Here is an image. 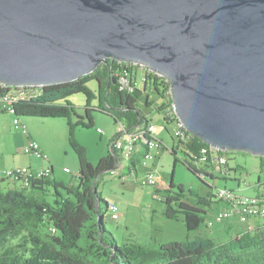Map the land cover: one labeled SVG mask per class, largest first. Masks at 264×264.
Returning a JSON list of instances; mask_svg holds the SVG:
<instances>
[{
    "label": "water",
    "instance_id": "1",
    "mask_svg": "<svg viewBox=\"0 0 264 264\" xmlns=\"http://www.w3.org/2000/svg\"><path fill=\"white\" fill-rule=\"evenodd\" d=\"M118 61L170 84L193 137L264 157V0H0V84L48 87Z\"/></svg>",
    "mask_w": 264,
    "mask_h": 264
},
{
    "label": "trees",
    "instance_id": "2",
    "mask_svg": "<svg viewBox=\"0 0 264 264\" xmlns=\"http://www.w3.org/2000/svg\"><path fill=\"white\" fill-rule=\"evenodd\" d=\"M137 68L135 64L109 60L93 74L62 85L16 88L0 84V97L26 96L14 104L16 117L67 119L70 148L79 160L78 185L51 180L49 167V176H33L30 186L22 184L21 188L0 189V264H264V224L246 229L224 242L198 236L193 241L171 242L157 249L125 240L119 243L114 233L107 229L105 222L110 202L102 197L98 183L122 159L119 152H112L109 146L106 156L92 164L86 148L75 140V133L77 128L94 127V110L87 105L85 115H79L68 98L74 94L95 98L88 83L96 80L103 103L100 110L112 116L114 122L124 123L127 130L136 131L149 124L141 109L143 91L138 86ZM125 72L131 74L128 89L120 84L119 75ZM145 83L162 98L165 99V95L171 98L170 84L164 77L154 73L146 77ZM170 103L168 107L161 105L158 110L165 113L167 121L178 120L174 114L173 118L169 115L168 108L173 109L172 99ZM146 104L151 105L149 97ZM73 115L77 119L75 123L71 120ZM147 138L153 140L150 134ZM146 145L151 149L150 144ZM179 148L189 159H177V163H182L202 181L205 176L213 181L218 179L216 172L226 180L230 176L227 152L212 148L195 137L179 138ZM172 153L176 155V151ZM223 157L226 163H222ZM260 159L263 167L264 157ZM130 163V171L136 173L140 160L133 155ZM200 163L210 171L199 167ZM52 187L55 188L52 202L37 196L38 193L45 196ZM60 188L66 193H61ZM156 192L165 193L162 199L167 207L165 216L175 221L183 219L189 232L199 230L206 223L205 208H211L215 199V194L210 192L191 205L184 188L176 190L173 183L168 188L157 186Z\"/></svg>",
    "mask_w": 264,
    "mask_h": 264
},
{
    "label": "rangeland",
    "instance_id": "3",
    "mask_svg": "<svg viewBox=\"0 0 264 264\" xmlns=\"http://www.w3.org/2000/svg\"><path fill=\"white\" fill-rule=\"evenodd\" d=\"M143 75L144 71L141 68L137 75L138 86L143 91L141 109L148 119V123L154 125V136L155 138L157 137V142L160 144V147L163 145L165 150L154 148L159 147L154 139L152 141L153 147L150 151V155L148 154L149 156L146 155L147 148L145 147L142 163L149 161L151 156L155 157V160L149 161L148 165L156 162L155 165L158 169L159 181L160 184L163 185L161 187L168 188L171 183L175 185L176 190L179 187H183L186 193V199L191 205L197 204L199 197H206L210 192L215 194L218 189L227 191L234 190L239 195L248 196L249 198L257 196L258 191L255 186L261 178L264 179V165L262 167L260 157L252 156L250 153L246 152L226 151L231 174L226 180L220 176V173L216 172L215 174L218 176V179L214 181L206 176L205 181H202L196 175L192 174L182 163H177V159L180 161L189 159L182 149L179 148V137H176L178 129L177 119H169L167 121L165 113L158 110L161 105H165V107L170 106L171 98L169 95H165L164 99L149 85H145L143 82ZM88 86L95 94V98L90 99L85 94H74L68 98V101L75 106V110L79 115H85L84 107L87 105L94 110V112H92L94 127L92 129L77 128L75 140L86 148L89 160L92 164H96L107 152V148H109L110 145L109 139L112 137L115 139L114 135L117 133V129L113 117L100 110L103 103L99 96L98 90L100 85L98 81L93 80L88 83ZM148 97L149 102H151L150 106L146 104V99ZM13 118L21 122L28 118L30 122L37 124L40 137L42 134L44 138L54 145L56 149L55 156L60 161V166H55V173L50 176L51 180L78 185L76 175L79 172V160L77 155L70 148L68 135L70 129L67 119L16 117V115L10 113L0 112V123L4 126L3 130L0 131V142L2 144L7 142L6 144L9 145L13 142L14 136H12V134L15 132V130H11ZM71 120L75 123L77 119L73 115ZM62 128L63 130L65 129V133L61 141ZM147 142L141 139V146H146L145 144ZM65 144H67V147ZM173 150L176 151V155L172 153ZM134 151L131 150V156L134 154ZM131 156H128V158H121L122 163L119 169L114 171V173H106L103 178H100L98 183V188L102 193V197L108 202L115 203L118 207V214H115L113 219L111 217L113 203L110 204V211H107L105 223L107 229L114 233L119 243L125 240V242H135L157 249L160 245L171 242L193 241L198 236L217 239L215 232L211 234L210 231L214 230L220 232L223 225H225V221L220 219L222 203L213 199L214 203L211 208H205L203 206L207 212L205 216L206 223L201 225L199 230L189 232L183 219L175 221L165 216L167 207L162 201L165 193H157V187L141 184V180L144 178L147 171L145 167L139 164L136 173L130 171L129 165L131 163L129 159ZM27 158L28 157L25 155L24 157L22 156V162H28L29 159ZM204 166L205 164L200 163L199 167H203L206 171H210ZM7 172L8 171H0V173L3 174ZM208 185H212V189ZM261 190L264 192L263 187ZM54 191L55 188L52 187L49 191L45 192V196L41 193H38L37 196L45 198L48 202H52L55 198ZM65 191L66 190L63 188H60L61 193L65 194ZM241 219L242 216L240 215V222L243 224L240 225L245 226L243 222H247L248 218L246 220ZM256 220L257 219H251L250 225L252 224L254 226ZM259 222L264 224V220Z\"/></svg>",
    "mask_w": 264,
    "mask_h": 264
},
{
    "label": "built area",
    "instance_id": "4",
    "mask_svg": "<svg viewBox=\"0 0 264 264\" xmlns=\"http://www.w3.org/2000/svg\"><path fill=\"white\" fill-rule=\"evenodd\" d=\"M140 68L143 69L144 75H143V82L145 83L146 77L152 73L148 68L138 66L137 70ZM129 72H125L122 75H119L120 77V84L123 89H128L130 87V76ZM146 85V83H145ZM170 94V92H169ZM24 97H16L11 95H4L3 97H0V112H6L10 113L12 115L15 114V108L14 104L19 102L20 100L24 99ZM169 115L171 118H173V109L170 107L168 108ZM175 119V118H173ZM14 124L16 128L23 130V133H27V128L25 125L22 124V122L18 119L14 118ZM178 129H177V135L178 136H186L190 139L193 137V135L183 127L181 123L178 122ZM115 126L117 129V133L115 140L112 142V149L118 150L120 152L121 157L128 158V153L130 150H135L139 145H141V134H143L144 129L151 130V134H155V127L153 124H147L144 127H141L137 129L136 131H129L127 130V127L124 123L120 122L119 120L115 122ZM100 130V129H99ZM157 139V138H156ZM152 144V142H150ZM40 144L34 140L28 141L27 145L24 146V153L33 156L37 159L46 161L48 158L47 156L41 151ZM163 149L162 147H154ZM155 160V157L151 156L149 161ZM149 161H145L141 165L147 168L146 174L144 178L141 180L142 185L151 186V187H157L159 185V175H158V169L153 164L148 165ZM222 163H226L227 159L223 157L221 159ZM2 171V170H0ZM9 180H14L16 182H19L24 185L30 186V181L33 179V176L35 175L34 172L29 171L28 169H22V168H11L9 170ZM41 171H44L45 176H49L51 173L50 169H42ZM69 172V171H68ZM214 198L217 202L222 203V210L220 214V219L224 221H229L230 219L238 218L240 221V215H248V221L251 219H258L262 216H264V196L263 197H255V198H249L248 196H241L237 192L233 191H227V190H216ZM112 218L114 219V215L118 214L117 212V206L113 203L112 207Z\"/></svg>",
    "mask_w": 264,
    "mask_h": 264
},
{
    "label": "crops",
    "instance_id": "5",
    "mask_svg": "<svg viewBox=\"0 0 264 264\" xmlns=\"http://www.w3.org/2000/svg\"><path fill=\"white\" fill-rule=\"evenodd\" d=\"M13 120H14V118H13ZM22 124L26 126V128L28 130L27 133H23V130L16 128L14 121H12L11 130H15L14 134H12V136H14L12 144L8 145V144H6L7 142H5V144H2L0 142V170L4 171V170H9L11 168H22V169H28L29 171L34 172L36 175L42 169L45 170V169L50 167L52 169V174H54L55 173L54 172L55 166L56 165L60 166V161L55 156V150L56 149H55L54 145H52V143L49 140L44 138V136L42 134L40 137V135L38 133L39 131H38L37 124L30 122V120L28 118L23 120ZM9 126H10V121H9ZM3 128H4V126L2 125V123H0V131L3 130ZM64 133H65V129L63 130V128H62L61 141L63 140ZM153 135H155V134H151L150 136L153 137V140H154L155 136H153ZM29 139L34 140L40 144L41 151L48 158L46 161L37 159L33 156H29V155L24 153V146L27 145ZM110 140H111V138L109 139V141ZM153 140H148V144L151 145L150 148L153 147V144L150 143ZM65 146L67 147V144H65ZM144 149L145 148L143 146L139 145L134 151V156L136 158H138V160H140V165L142 164V157H143V156L141 157L140 155H143ZM107 150H108V148H107ZM106 154H107V152L102 157H105ZM24 155L28 157L27 158V159H29L28 162H25V163L22 162L23 161L22 156L24 157ZM128 156H131V150L129 151ZM155 164H156V162H154V165ZM145 169L147 170V168H145ZM6 179H8V178H6ZM21 186H22L21 183L16 182L14 180H0V189L7 190V189H11V188H21ZM161 186H163V185H161ZM262 187L264 189V179L261 178L260 181L255 186V188L258 191V195L255 197H263L264 196V192H262V190H261ZM255 197H253V198H255ZM114 217H115V215H114ZM258 219H260V218H258ZM250 222H251V220L247 221V223H245V226H241L243 224H241V222L237 218H233L230 222H225V225H223V228L220 232H217L214 230H212L210 232H211V234L213 232H215L217 239H219V241H221V242H224L225 240H228L232 236L235 237L236 235L245 231L246 229L250 230V229H253L256 226H259L260 224H262L256 220V224L253 226L252 224L250 225Z\"/></svg>",
    "mask_w": 264,
    "mask_h": 264
},
{
    "label": "bare ground",
    "instance_id": "6",
    "mask_svg": "<svg viewBox=\"0 0 264 264\" xmlns=\"http://www.w3.org/2000/svg\"><path fill=\"white\" fill-rule=\"evenodd\" d=\"M151 135V130H148V129H144V131H143V134H141V139H143V140H145L146 142L149 140L148 138H147V135ZM154 136V135H153ZM180 139H185L186 138V136H178ZM155 138V137H154ZM187 138H189V137H187ZM155 140H156V138H155ZM156 142H157V140H156ZM145 144V143H144ZM146 144H148V142L146 143ZM145 144V145H146ZM157 144H158V142H157ZM159 145V147H160V144H158ZM147 146V148H148V145H146ZM152 149V148H151ZM151 149H147V153H146V155H148V154H150V151H151ZM146 155H145V157H146ZM39 173V174H38ZM37 174H38V176L37 177H46L45 176V174H44V171H41V172H38ZM36 174V175H37ZM9 175H10V172L8 171L7 173H5V174H3V173H0V178H3L4 176L6 177V178H8L9 177ZM36 175H34V176H36ZM0 180H9V179H0ZM25 186V185H24ZM27 187V186H26ZM242 216V220H246V218H248V215H241ZM261 219L262 218H264V216H262V217H260ZM243 223H246V222H243Z\"/></svg>",
    "mask_w": 264,
    "mask_h": 264
},
{
    "label": "clouds",
    "instance_id": "7",
    "mask_svg": "<svg viewBox=\"0 0 264 264\" xmlns=\"http://www.w3.org/2000/svg\"><path fill=\"white\" fill-rule=\"evenodd\" d=\"M138 66V65H137ZM171 95V94H170ZM173 108V107H172ZM174 111V110H173ZM176 115V114H175ZM178 122H179V120H178ZM114 137L116 138V135H114ZM115 139H113V137L111 138V140H110V147H111V145H112V142L114 141ZM161 142V141H160ZM142 146H144V145H142ZM111 150H112V152H114V150H116V149H112V147L110 148ZM162 149V148H161ZM118 151V150H117ZM223 152H226V151H223ZM119 155L121 156V154H120V152H119ZM133 155L134 154H132V156H131V158L133 157ZM122 158V157H121ZM130 158V159H131ZM129 159V160H130ZM143 161V160H142ZM121 163H122V161H121ZM121 163H119V164H117V166H116V168L114 169V170H112L111 172L112 173H114V171H116V170H118L119 169V167H120V164ZM156 166V165H155ZM68 172V171H67ZM77 177H78V174L76 175ZM161 184H160V181H159V185L158 186H160ZM111 203H113V202H110V204ZM115 204V203H114ZM118 208V207H117ZM110 211V210H109ZM117 212H118V209H117ZM111 217H112V215H111ZM238 219V218H237ZM239 220V219H238ZM258 221H261V219H257ZM231 221V219L229 220V221H225V222H230ZM242 223V222H241ZM247 223V222H246Z\"/></svg>",
    "mask_w": 264,
    "mask_h": 264
}]
</instances>
